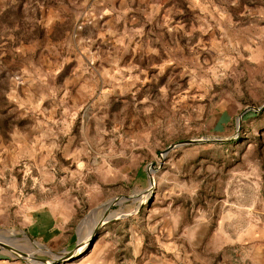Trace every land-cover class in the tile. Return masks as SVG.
I'll use <instances>...</instances> for the list:
<instances>
[{"label": "rangeland", "instance_id": "rangeland-1", "mask_svg": "<svg viewBox=\"0 0 264 264\" xmlns=\"http://www.w3.org/2000/svg\"><path fill=\"white\" fill-rule=\"evenodd\" d=\"M188 3L168 0L152 18L115 22L116 0H0V127L18 120L9 92L43 76L45 105L65 137L95 151L111 140L118 155L146 165L147 182L107 213L127 218L116 233H134L117 238L111 264H264V110L245 112L235 130L240 112L264 103V64L229 37L260 28L254 56L264 60V0H213L224 14ZM222 109L230 125L213 129ZM203 137L233 140L160 156ZM0 243L15 252L0 248V264H40L60 253L4 226ZM86 252L59 264H84Z\"/></svg>", "mask_w": 264, "mask_h": 264}, {"label": "crops", "instance_id": "crops-1", "mask_svg": "<svg viewBox=\"0 0 264 264\" xmlns=\"http://www.w3.org/2000/svg\"><path fill=\"white\" fill-rule=\"evenodd\" d=\"M116 1L113 19L118 22L132 15L152 18L168 0ZM186 1L190 10L212 5L213 10L224 14L222 6L213 4V0ZM134 2H143L145 9L139 11L136 4L133 9L129 5ZM248 9L244 7L243 11ZM252 9L262 12L260 7ZM234 36L248 44L251 58H247L252 63L264 64L254 56L260 28H235L229 33V37ZM41 79L43 76L38 83L15 88L8 94L18 120L8 130L0 127V226L50 251L66 252L83 242L105 215L107 221L97 230L84 264H111L119 247L117 238L126 242L133 239L134 233L127 227L116 233L119 222L127 218L107 213L128 192L147 182L146 165L133 153L118 155L111 140L106 151H95L92 142H87L88 149H84L74 137H65L63 126L52 119L55 113L45 105L48 96ZM219 113L211 127L225 130L231 118L224 109ZM96 256H100L98 262L94 261Z\"/></svg>", "mask_w": 264, "mask_h": 264}, {"label": "water", "instance_id": "water-1", "mask_svg": "<svg viewBox=\"0 0 264 264\" xmlns=\"http://www.w3.org/2000/svg\"><path fill=\"white\" fill-rule=\"evenodd\" d=\"M264 110V103L259 106L258 108H253V107H249V108H245L242 112H240V114L237 116L236 120H235V130L237 131L239 128V123H240V118L241 116L247 112V111H252V112H261ZM233 138H226V139H219V138H211V137H203V138H194V139H187V140H183L174 144L169 145L168 147H166L163 152H161L160 156L162 157L163 155H165L167 152H169L170 150L176 148V147H180V146H187V145H196V144H202V143H228L230 141H232ZM152 165H149V167H151ZM149 181H148V189H147V193L150 194L151 191V186H152V180L151 177L149 176ZM129 198V197H126ZM131 198V197H130ZM132 199V198H131ZM107 221L105 215L101 217V219L96 223V225L92 228V230L90 231L88 238L85 242V240L83 242H78L75 247L70 250V251H66V252H60L59 254H57L55 256V258L51 261L45 262L42 260H38V262L40 264H59V263H64V262H68L71 261L72 259H75L76 257L80 256L81 254L85 253L92 245L93 241H94V237L95 234L97 232V230L103 225L105 224ZM85 243L84 247L82 248V250L80 252H77L78 249H80L83 244ZM0 248L3 250L8 251L11 254H14V250L12 248H9L3 244L0 243Z\"/></svg>", "mask_w": 264, "mask_h": 264}, {"label": "bare ground", "instance_id": "bare-ground-1", "mask_svg": "<svg viewBox=\"0 0 264 264\" xmlns=\"http://www.w3.org/2000/svg\"><path fill=\"white\" fill-rule=\"evenodd\" d=\"M88 238V237H87ZM77 252H80V250H77Z\"/></svg>", "mask_w": 264, "mask_h": 264}]
</instances>
